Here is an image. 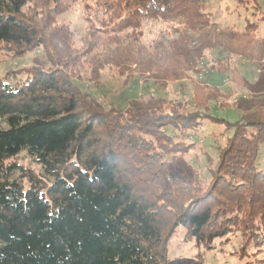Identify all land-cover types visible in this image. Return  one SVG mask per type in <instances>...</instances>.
<instances>
[{
	"label": "trees",
	"instance_id": "16d2710c",
	"mask_svg": "<svg viewBox=\"0 0 264 264\" xmlns=\"http://www.w3.org/2000/svg\"><path fill=\"white\" fill-rule=\"evenodd\" d=\"M29 1L0 0V53L18 58L41 49L49 65L23 70L26 77L15 86L0 77V264H168V242L179 229L200 261L237 234L241 258L261 252L264 64L249 81L229 56L250 57L252 42L264 43V18L245 17L242 30H216L205 0L95 2L102 18L94 29L108 44L121 46L123 32L139 37L143 20L176 21L197 36L213 33L215 42L204 39L198 48L179 39L175 65L152 78L180 83L188 73L203 75L204 51L217 48L224 57L209 68L242 97L226 109L236 112L230 120L211 113L223 110L230 92L203 83L193 84L192 111L170 109L152 93L103 105L85 89L83 74L96 80L121 72L132 61L125 48L91 59L89 51L70 55L74 32L61 24L45 36L24 12ZM203 143L206 152L199 150ZM21 153L39 166L38 174L15 162ZM196 153L205 160L202 189L170 175L177 160L192 168L186 158Z\"/></svg>",
	"mask_w": 264,
	"mask_h": 264
},
{
	"label": "rangeland",
	"instance_id": "374dc122",
	"mask_svg": "<svg viewBox=\"0 0 264 264\" xmlns=\"http://www.w3.org/2000/svg\"><path fill=\"white\" fill-rule=\"evenodd\" d=\"M95 2L96 0H30L24 8V12L33 17L45 36L49 35L53 27L67 24L70 30L74 32L73 46L66 50L70 55L85 51L88 53L89 51L85 56L91 59L94 55H104L118 47L125 48L126 55L132 61L125 69L122 68L121 72L111 70L106 72L104 76H99L96 80H91L89 75L83 74L82 80L86 81L85 84H87L85 89L95 92V98L103 105H107L113 99L117 100L120 97L124 100L138 101L144 99V97L146 98L148 93H152V95L158 96L159 99L165 100L166 104H171L168 107L170 109L180 105L188 108L184 110L192 111L189 107L192 105L193 84L203 83L210 87L214 86L221 91H229L231 95V98L227 97V105L223 106V110L213 109L211 113L214 112V114L230 120L236 119V112L233 109H226L232 108L230 106L233 99L242 98L239 91L235 88V85V87L232 86L226 80L225 76L209 68L212 64H218V59L221 60L224 57L218 54L217 48L204 51L201 61L206 67V72L203 75L196 76L188 73V78L180 83H165L162 78H152L157 73L162 75L165 72L164 70L171 69L170 67L175 65L173 53L179 39L185 38L191 48H198L204 39L213 44L215 42L213 33L197 36L184 32L176 21L143 20L139 37L127 38L125 37L127 32H123L118 35L122 43L121 46L108 44L106 36L97 30L95 31V22L102 18L100 13L96 14L95 10L98 8L95 6ZM205 3V11L209 14L210 21L216 24V30H226L228 27L242 30L245 17L252 22L264 18V7L259 8L260 3L264 6V0H250V2L246 0H205ZM86 19H89L90 22L93 20L94 24L92 22L89 24ZM259 30L260 37L264 38V23ZM79 37H83V40H80ZM133 39L135 40L133 41ZM229 57L242 76L249 81H254L259 64H264V43L262 40L252 42L250 57ZM47 59L41 49L27 52L23 57L18 58L0 53V77L6 84L15 86L25 79L26 74L23 70L31 68L47 70L49 68ZM83 67L87 70L88 64L85 62ZM9 72L17 74L9 75L6 78L5 76ZM178 112L181 111L178 109ZM208 146L207 143L199 144V150L206 152ZM196 155L197 158L194 155L186 158L189 164L193 161L192 168L182 160L171 163L170 175L187 182L194 180L201 188V184L207 185V182L202 180L200 173L201 169L205 167V160L203 155L198 153ZM15 162L35 174L40 172L39 166L25 153L18 155ZM257 163L260 169L264 170V144L260 146ZM182 238L183 231L180 229L177 230L175 236L170 238L168 242V264H264V245L258 254L255 253L253 256L244 258L239 256L238 249L242 244V238L238 234L233 236L229 243L222 245L219 252L204 255L201 261L196 257L193 243H183Z\"/></svg>",
	"mask_w": 264,
	"mask_h": 264
}]
</instances>
